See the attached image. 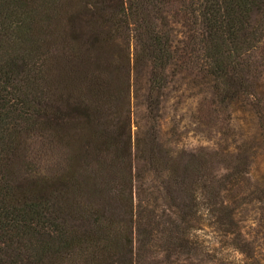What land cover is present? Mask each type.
Returning a JSON list of instances; mask_svg holds the SVG:
<instances>
[{"label": "trees", "instance_id": "trees-1", "mask_svg": "<svg viewBox=\"0 0 264 264\" xmlns=\"http://www.w3.org/2000/svg\"><path fill=\"white\" fill-rule=\"evenodd\" d=\"M182 72L229 143L166 131ZM0 264H264V0H0Z\"/></svg>", "mask_w": 264, "mask_h": 264}, {"label": "rangeland", "instance_id": "rangeland-1", "mask_svg": "<svg viewBox=\"0 0 264 264\" xmlns=\"http://www.w3.org/2000/svg\"><path fill=\"white\" fill-rule=\"evenodd\" d=\"M133 121L137 112L133 107ZM163 114L166 131L176 129L173 139L190 146L205 144L207 140L229 143V111L215 107L207 87L191 73H179L165 91ZM135 127L132 125V133ZM224 144V143H223ZM222 144V145H223Z\"/></svg>", "mask_w": 264, "mask_h": 264}]
</instances>
